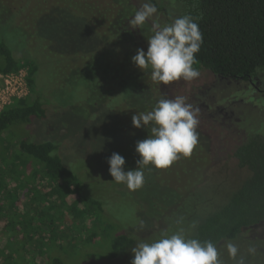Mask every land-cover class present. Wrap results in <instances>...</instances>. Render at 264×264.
<instances>
[{
	"label": "trees",
	"instance_id": "trees-1",
	"mask_svg": "<svg viewBox=\"0 0 264 264\" xmlns=\"http://www.w3.org/2000/svg\"><path fill=\"white\" fill-rule=\"evenodd\" d=\"M0 1L11 9L13 25L15 21L14 27L24 31L27 41L24 47H20L0 38V56L3 58L0 74L17 72L26 67L29 85L27 96L16 98L0 110V133L17 123L34 124L38 120L48 121L51 114H60L52 94L41 90L40 86L37 88L43 63L49 65L50 60L57 56L70 58L73 62L81 60L82 65L83 61L86 62L85 67L75 74L89 68V86L97 90L91 109L96 107L100 110L103 105L108 109L136 106L130 113L133 116L153 110L162 98L172 99L163 85L151 80L150 67L143 71L132 61L138 49L147 51V34L152 31L146 24L141 29H133L129 25V20L139 9L133 0ZM176 1L173 7L167 5V0H151V3L158 11L163 10L168 15L169 24L175 17L183 15H190L197 21L203 43L196 53L194 68L208 69L219 76L252 81L257 87H264V0ZM145 30L146 34H143ZM36 41H40L42 46ZM18 48L24 51V55L18 54ZM36 52L43 53V59L38 58ZM80 103L84 102H72L66 109L71 111ZM94 122L87 123V130ZM150 127L147 130L149 134ZM87 130L77 133L85 134ZM197 132L198 144L193 149L197 155L194 157L205 159L210 156L211 159V137L199 127ZM62 144L60 139L35 142L29 136L24 137L15 148V159L11 163L6 159V166L1 171H10L15 167L34 168V175L44 179L51 192L67 204L73 221L78 213L88 226L114 216L112 208L110 214L106 212L107 205L112 206L109 200L104 202L94 194H85L87 181L68 163L72 161L73 165L78 158L73 155L66 163L61 156ZM234 155L240 167L249 170V175L227 194L222 203L213 205V202L199 201L205 204V209H195L185 201L194 196H185L179 190L168 195L173 205L155 212L159 216L149 221V226L155 232L164 233L166 226L172 223L171 233L183 228L193 237L210 240L217 246L219 255L227 251L228 242L237 245L243 252L244 244L249 248L256 237L254 234L264 232V136L251 134L236 146ZM193 223L196 225L194 229L191 227ZM10 225L6 224L7 227ZM121 225L108 226L117 228L111 253L102 257L98 264L113 262L127 254L130 258L126 264H131L132 248L138 241L140 229ZM261 246L264 248L263 244ZM258 253L255 251L253 254L257 259ZM246 259L245 264L252 260L249 257ZM48 262L65 264L60 257H51Z\"/></svg>",
	"mask_w": 264,
	"mask_h": 264
},
{
	"label": "rangeland",
	"instance_id": "rangeland-1",
	"mask_svg": "<svg viewBox=\"0 0 264 264\" xmlns=\"http://www.w3.org/2000/svg\"><path fill=\"white\" fill-rule=\"evenodd\" d=\"M133 1L138 8L147 2ZM167 1L171 7L177 2ZM11 16H14L11 9L0 1V38L13 46L24 47L26 35L21 28L14 27L16 23L14 21L13 25ZM169 21L162 10L145 24L152 28L153 23H159L163 27ZM144 32L146 34V30ZM151 35L152 31L147 34V39ZM36 43L42 46L40 41ZM17 51L19 55H24L19 48ZM36 54L43 59V53ZM2 61L0 56V65ZM80 61L73 62L70 58L57 56L50 60L49 65L45 62L42 65L37 88L40 86L41 90L52 94L57 109L61 111L59 115L51 114L48 121L38 120L29 125L17 123L0 133V264H52V261L48 262L51 257H60L65 264H98L102 257L111 253L117 228L111 229L109 225L118 227L123 224L140 229L136 244L151 243L159 239L162 232H155L149 221L159 216L155 212L173 205L168 195L181 190L185 196H194L185 200L187 204L202 210L205 204L199 201L213 202V205L222 203L227 194L249 175L247 168L240 167L234 151L251 134L264 136V91H259L253 82L198 69L200 75L197 78L190 81L181 79L163 87L172 99L182 96L186 104L192 106L199 121L197 127L211 137V159L210 156L196 159L194 155L197 154L193 151L190 157L181 156L166 169H156L151 165L146 167L145 183L138 190L132 191L124 184H117L109 173L108 157L114 152L119 153L125 157V171L135 169L140 158L135 151L136 143L141 138L146 139L149 132L143 127L138 130L133 127L130 113L136 106L108 109L103 105L100 110L96 107L91 109L97 90L89 86V68L75 74L85 67L86 62L83 61L82 65ZM72 102L84 103L74 108L78 109L75 112L73 108L71 111L66 109ZM91 120L95 122L87 130V123ZM81 130L87 131L85 134L77 133ZM28 136L35 142L60 139L63 143L61 156L65 162L73 155L78 158L73 165L72 161L68 163L87 181L85 194H94L104 202L109 200L112 206L107 205L106 212L110 214L112 208L114 216L88 226L78 213L73 221L67 204L51 192L44 179L34 175V168L15 167L10 171H1L7 160L11 163L15 159L13 153L17 152L18 142ZM9 223L11 225L7 227ZM171 225L166 226L165 232L171 234ZM254 235L256 237L250 247L259 252L258 259L249 253L245 244L244 252L239 249L238 258L243 256L246 261L249 257L252 258L249 264H264V248L260 247L264 245V232ZM133 257L134 253L130 261ZM129 258L127 254L113 262L99 264H126ZM219 259L223 264H235L227 251L220 254Z\"/></svg>",
	"mask_w": 264,
	"mask_h": 264
},
{
	"label": "clouds",
	"instance_id": "clouds-1",
	"mask_svg": "<svg viewBox=\"0 0 264 264\" xmlns=\"http://www.w3.org/2000/svg\"><path fill=\"white\" fill-rule=\"evenodd\" d=\"M157 11L156 5L147 0L135 11L129 25L141 29ZM152 32L147 51L138 49L132 61L143 71L150 67L153 82L168 85L181 79L190 81L200 75L193 65L203 36L192 16L175 17L172 23L163 27L153 23ZM132 124L147 129L151 125L148 137L136 143L135 151L140 157L136 161L137 167L125 171V157L116 152L107 161L112 180L132 191L143 187L146 167L166 169L181 156L190 157L198 144L199 121L192 106L186 104L182 96L158 100L153 110L133 115ZM195 226L193 223L191 227L194 229ZM226 247L235 264H245L243 256L238 258L237 245L228 242ZM248 251L254 254L256 249L249 247ZM132 252L131 264H223L212 241L193 237L183 228L171 234L164 232L151 243L138 242Z\"/></svg>",
	"mask_w": 264,
	"mask_h": 264
},
{
	"label": "built area",
	"instance_id": "built-area-1",
	"mask_svg": "<svg viewBox=\"0 0 264 264\" xmlns=\"http://www.w3.org/2000/svg\"><path fill=\"white\" fill-rule=\"evenodd\" d=\"M28 69L22 67L17 72L0 74V110L10 105L16 98L29 94Z\"/></svg>",
	"mask_w": 264,
	"mask_h": 264
},
{
	"label": "flooded vegetation",
	"instance_id": "flooded-vegetation-1",
	"mask_svg": "<svg viewBox=\"0 0 264 264\" xmlns=\"http://www.w3.org/2000/svg\"><path fill=\"white\" fill-rule=\"evenodd\" d=\"M250 82H252V81H250ZM253 83H254V82H253ZM262 90L264 91V89H262V88H259V91H262Z\"/></svg>",
	"mask_w": 264,
	"mask_h": 264
}]
</instances>
